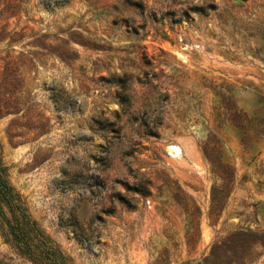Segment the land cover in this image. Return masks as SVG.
Segmentation results:
<instances>
[{"label": "rangeland", "instance_id": "obj_1", "mask_svg": "<svg viewBox=\"0 0 264 264\" xmlns=\"http://www.w3.org/2000/svg\"><path fill=\"white\" fill-rule=\"evenodd\" d=\"M0 162L62 264H264V0H0Z\"/></svg>", "mask_w": 264, "mask_h": 264}, {"label": "trees", "instance_id": "obj_2", "mask_svg": "<svg viewBox=\"0 0 264 264\" xmlns=\"http://www.w3.org/2000/svg\"><path fill=\"white\" fill-rule=\"evenodd\" d=\"M5 171L0 162V220L6 225L8 242L14 243L22 255L36 264H62L64 259L55 246L46 241L42 242L43 246L35 242L33 223L18 203V195L4 179ZM4 207L9 209L11 218L6 215Z\"/></svg>", "mask_w": 264, "mask_h": 264}, {"label": "bare ground", "instance_id": "obj_3", "mask_svg": "<svg viewBox=\"0 0 264 264\" xmlns=\"http://www.w3.org/2000/svg\"><path fill=\"white\" fill-rule=\"evenodd\" d=\"M169 150L171 151L173 155H176V156L179 155L181 152V149L178 146H172Z\"/></svg>", "mask_w": 264, "mask_h": 264}]
</instances>
